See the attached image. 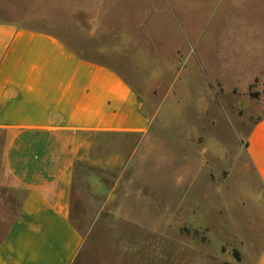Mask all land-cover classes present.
Returning a JSON list of instances; mask_svg holds the SVG:
<instances>
[{"label": "crops", "instance_id": "obj_1", "mask_svg": "<svg viewBox=\"0 0 264 264\" xmlns=\"http://www.w3.org/2000/svg\"><path fill=\"white\" fill-rule=\"evenodd\" d=\"M105 8L0 5V264H264V224L185 161L178 133L152 128L114 50L130 34L106 29ZM246 155L264 189V117ZM81 162L114 175L95 214L72 204Z\"/></svg>", "mask_w": 264, "mask_h": 264}, {"label": "rangeland", "instance_id": "obj_2", "mask_svg": "<svg viewBox=\"0 0 264 264\" xmlns=\"http://www.w3.org/2000/svg\"><path fill=\"white\" fill-rule=\"evenodd\" d=\"M104 1L106 29L130 34L114 50L128 60L145 110L155 113L152 128L169 139L178 133L185 161L200 162V174L211 179L216 192L231 197V208L244 207L264 224V189L246 155L251 127L264 117V0ZM29 2L0 0V5L14 4L22 11ZM123 175L137 173L131 168ZM113 178L76 163L73 206L81 214L90 207L88 213L95 214L102 201L92 197L98 181L111 190ZM137 184L120 188L132 190ZM223 202L217 199L218 208Z\"/></svg>", "mask_w": 264, "mask_h": 264}]
</instances>
